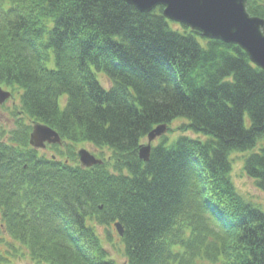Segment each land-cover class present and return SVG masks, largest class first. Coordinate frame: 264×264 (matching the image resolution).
<instances>
[{
    "label": "trees",
    "instance_id": "1",
    "mask_svg": "<svg viewBox=\"0 0 264 264\" xmlns=\"http://www.w3.org/2000/svg\"><path fill=\"white\" fill-rule=\"evenodd\" d=\"M247 10L264 19V0ZM0 86L22 123L0 142V264H116L97 231L116 222L126 264H264V210L231 180V154L258 148L245 172L264 192V71L240 47L162 7L0 0ZM178 118L210 138L164 136L142 161L148 134ZM25 122L61 136V160L36 159ZM85 143L102 165L81 168ZM207 213L224 237L212 245Z\"/></svg>",
    "mask_w": 264,
    "mask_h": 264
},
{
    "label": "water",
    "instance_id": "2",
    "mask_svg": "<svg viewBox=\"0 0 264 264\" xmlns=\"http://www.w3.org/2000/svg\"><path fill=\"white\" fill-rule=\"evenodd\" d=\"M142 13H151L158 7L163 8L164 17L172 22L185 25L199 32L207 39L221 40L240 47L251 62L264 71V19L250 15L247 10L249 0H122ZM12 97L10 92L0 87V105ZM168 132L163 124L153 129L147 136V145L139 151L144 162L151 159L152 143ZM60 135L48 126L37 124L30 137V144L43 149L46 144H61ZM83 168L102 164L86 149L79 151ZM120 236L124 228L116 223Z\"/></svg>",
    "mask_w": 264,
    "mask_h": 264
},
{
    "label": "rangeland",
    "instance_id": "3",
    "mask_svg": "<svg viewBox=\"0 0 264 264\" xmlns=\"http://www.w3.org/2000/svg\"><path fill=\"white\" fill-rule=\"evenodd\" d=\"M97 75L101 84L108 89L111 86V83L107 79L106 75L103 72H97ZM12 103L13 102L7 104V106L0 107V121L3 117L9 114L8 109L12 106ZM6 107L8 108L6 109ZM246 121L249 123L248 117H246ZM186 123H189V120L185 118H178L172 123V125L170 126L172 132H168L166 134L170 139V141H174L181 135H186L192 138H198L203 141L210 138L203 134H197L191 130L182 131L180 128L183 127V124ZM159 141L160 140L155 141L153 145L155 146L159 144ZM142 143L146 145L147 139H144ZM79 149H87L91 153H96V152L98 153L95 147L87 143L77 145L75 152L78 153ZM256 150H258V148ZM255 151H248L244 153L234 152L231 154V160H232L231 180L234 183L237 191L245 199V201H248L264 210V192L261 191L256 186L255 181L251 179L245 172V159L247 156H249L251 153ZM207 218L208 219H205V221L207 222L209 229L213 233L212 236L208 237V242L211 245L214 243H219L220 242L219 239H224L223 233L220 232L216 222H214L212 216L209 213H207ZM97 231L98 234L99 232L101 233V238L103 237V242L105 243L107 250L110 252L111 257L115 259L116 264H126L125 246L120 240V236L114 224H112L110 227L107 228L102 226H97ZM107 232H109V235H111L112 238L111 242L108 241L106 238ZM13 264H32V261L28 257L24 259L20 257L18 259H15L13 261ZM198 264H215V263L211 261L203 260L200 261Z\"/></svg>",
    "mask_w": 264,
    "mask_h": 264
},
{
    "label": "flooded vegetation",
    "instance_id": "4",
    "mask_svg": "<svg viewBox=\"0 0 264 264\" xmlns=\"http://www.w3.org/2000/svg\"><path fill=\"white\" fill-rule=\"evenodd\" d=\"M2 118V117H1ZM21 116L18 115H13V114H7L5 117H3L0 121V130H1V133H3V137H2V134H1V142L2 143H8L9 142V138H10V135L9 133L12 132V131H18L20 130L19 128H16L19 124L21 125L22 123L21 122H18L17 119H20ZM25 124L28 126V127H32V130L29 134V137L31 136V133L33 132V129L36 125V123L34 122H25ZM35 156H36V159L38 158H46V159H56L57 156L55 155L54 151H53V147L52 145H47L44 149H40V150H35ZM65 162L69 165L70 164V159H67L65 160Z\"/></svg>",
    "mask_w": 264,
    "mask_h": 264
}]
</instances>
